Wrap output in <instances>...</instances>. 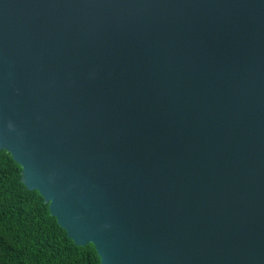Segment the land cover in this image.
Instances as JSON below:
<instances>
[{
  "label": "water",
  "instance_id": "water-1",
  "mask_svg": "<svg viewBox=\"0 0 264 264\" xmlns=\"http://www.w3.org/2000/svg\"><path fill=\"white\" fill-rule=\"evenodd\" d=\"M100 264H264V0H0V151Z\"/></svg>",
  "mask_w": 264,
  "mask_h": 264
},
{
  "label": "trees",
  "instance_id": "trees-1",
  "mask_svg": "<svg viewBox=\"0 0 264 264\" xmlns=\"http://www.w3.org/2000/svg\"><path fill=\"white\" fill-rule=\"evenodd\" d=\"M21 168L0 151V264H100L91 244L79 247L49 213L37 191L20 182Z\"/></svg>",
  "mask_w": 264,
  "mask_h": 264
}]
</instances>
